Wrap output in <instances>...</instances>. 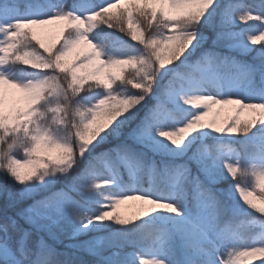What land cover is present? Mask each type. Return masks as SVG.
Here are the masks:
<instances>
[{
    "label": "snow or ice",
    "instance_id": "obj_1",
    "mask_svg": "<svg viewBox=\"0 0 264 264\" xmlns=\"http://www.w3.org/2000/svg\"><path fill=\"white\" fill-rule=\"evenodd\" d=\"M0 199V264H264V0H0Z\"/></svg>",
    "mask_w": 264,
    "mask_h": 264
},
{
    "label": "trees",
    "instance_id": "obj_2",
    "mask_svg": "<svg viewBox=\"0 0 264 264\" xmlns=\"http://www.w3.org/2000/svg\"><path fill=\"white\" fill-rule=\"evenodd\" d=\"M54 2H56V0H54ZM256 2H257V0H247V3H249V4H253V3H256ZM250 23H252L254 25L256 24V22H250ZM105 31L106 32H111L113 35H115L117 37H120L121 39L129 40V38L125 34L120 33L119 31H116L115 29H107L106 28ZM129 42H131V41H129ZM241 58L242 59H246L247 57H241ZM21 67H26V66H21ZM26 70L27 71H30L31 69L30 68H26ZM129 90H131L130 86H129ZM227 115H229V110L223 112L221 114L220 119L223 120ZM208 119H211V117H209ZM131 203H133V202H130L129 205H123V206H121L120 211L124 212V211L129 210ZM0 204H2V199H0ZM65 242L67 243V240H65ZM254 264H260V262H256L255 261Z\"/></svg>",
    "mask_w": 264,
    "mask_h": 264
},
{
    "label": "rangeland",
    "instance_id": "obj_3",
    "mask_svg": "<svg viewBox=\"0 0 264 264\" xmlns=\"http://www.w3.org/2000/svg\"><path fill=\"white\" fill-rule=\"evenodd\" d=\"M30 71H31V70H30ZM225 111H227V109H226ZM225 111H224V112H225ZM28 202H30V201H27V202H25V203H28ZM256 262H259V260H256Z\"/></svg>",
    "mask_w": 264,
    "mask_h": 264
}]
</instances>
